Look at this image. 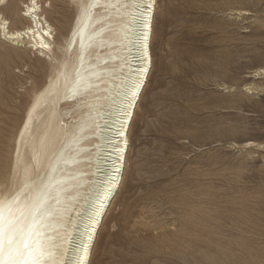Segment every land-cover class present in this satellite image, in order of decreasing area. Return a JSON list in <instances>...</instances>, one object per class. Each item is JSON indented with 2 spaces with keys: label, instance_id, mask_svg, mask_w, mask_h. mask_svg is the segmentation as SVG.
Returning a JSON list of instances; mask_svg holds the SVG:
<instances>
[{
  "label": "rangeland",
  "instance_id": "374dc122",
  "mask_svg": "<svg viewBox=\"0 0 264 264\" xmlns=\"http://www.w3.org/2000/svg\"><path fill=\"white\" fill-rule=\"evenodd\" d=\"M28 1L0 8L11 29L24 26L14 9ZM39 3L63 47L76 8ZM1 42L0 185L10 194L27 107L53 68L29 44ZM152 52L124 184L91 264H264V0H158Z\"/></svg>",
  "mask_w": 264,
  "mask_h": 264
},
{
  "label": "bare ground",
  "instance_id": "6f19581e",
  "mask_svg": "<svg viewBox=\"0 0 264 264\" xmlns=\"http://www.w3.org/2000/svg\"><path fill=\"white\" fill-rule=\"evenodd\" d=\"M41 1L76 8L63 47L55 48L39 0L20 14L14 9L21 29L0 14V41L29 44L53 68L16 140L14 190L0 185V257L10 252L11 264H91L124 184L129 134L153 68L158 0ZM0 8L10 9L9 0ZM0 59L7 67L10 56Z\"/></svg>",
  "mask_w": 264,
  "mask_h": 264
},
{
  "label": "snow or ice",
  "instance_id": "6c2138e0",
  "mask_svg": "<svg viewBox=\"0 0 264 264\" xmlns=\"http://www.w3.org/2000/svg\"><path fill=\"white\" fill-rule=\"evenodd\" d=\"M33 3H35V0H33ZM7 4V0H0V7H3ZM149 11H151V8L149 7L148 9ZM8 243L10 244L11 243V239L8 240ZM3 250V246L0 245V251ZM4 260V264H11V253L9 252L8 253V256L7 257H0Z\"/></svg>",
  "mask_w": 264,
  "mask_h": 264
}]
</instances>
